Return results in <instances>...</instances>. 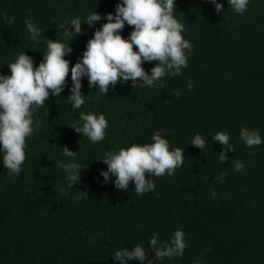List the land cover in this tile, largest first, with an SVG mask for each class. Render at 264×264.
I'll list each match as a JSON object with an SVG mask.
<instances>
[{
    "label": "trees",
    "instance_id": "obj_1",
    "mask_svg": "<svg viewBox=\"0 0 264 264\" xmlns=\"http://www.w3.org/2000/svg\"><path fill=\"white\" fill-rule=\"evenodd\" d=\"M118 2L0 0V74L9 75L8 64L22 52L37 66L44 41L66 43L59 25L79 17L85 31L69 40L72 52L64 57L71 67ZM174 2L182 35L193 45L180 75H166L152 87L118 83L105 95L90 89L84 77L85 104L74 109L67 99L69 72L61 95L50 93L33 113L21 172L10 176L0 154V264H120L115 252L136 245L145 247L147 259L127 264H264V143L249 148L240 139L246 127L264 140V0H249L243 14L228 0H217L221 13L208 0ZM93 11L101 20L89 27L84 22ZM26 19L43 32L39 43L30 38ZM131 31L125 23L120 34L127 38ZM153 66L142 64L149 74ZM82 112L105 116L102 142L94 144L68 126L81 124ZM156 131L184 151L174 175L150 177L155 189L142 195L132 182L120 191L114 176L104 180L100 172L107 165L100 159L106 152L151 143ZM218 131L235 148L225 149L226 163L218 161L224 146L212 140ZM196 134L205 140L202 150L189 144ZM63 146L76 151L74 160ZM237 160L243 171L234 169ZM61 161L87 165L75 187H68ZM222 173L223 181L215 180ZM177 229L185 234L183 255L157 261L149 239L156 235L161 244L170 243Z\"/></svg>",
    "mask_w": 264,
    "mask_h": 264
},
{
    "label": "clouds",
    "instance_id": "obj_2",
    "mask_svg": "<svg viewBox=\"0 0 264 264\" xmlns=\"http://www.w3.org/2000/svg\"><path fill=\"white\" fill-rule=\"evenodd\" d=\"M208 2L215 6L217 13H221V3L217 0ZM228 3L235 13L243 14L249 0H228ZM175 7L174 0H122L116 4L114 15L111 12L105 14L106 22L94 31L86 42L82 56L71 67L64 57L72 52L69 40L85 31L79 17L59 25L63 36L67 38L66 43L50 39L44 41L46 52L37 66H34L32 57L25 52L8 64L10 74H0V154L2 165L10 176L19 174L26 160V140L34 131V111L44 108L50 93L55 97L61 95L69 72L72 83L67 99L74 109H80L85 104V95L81 92V80L84 77L90 89L98 88V93L105 95L110 86L114 87L118 83L131 81L133 89L138 85L152 87L166 75L181 74L182 68L187 67V53L193 45L182 35L184 25L174 16ZM99 20L101 15L93 11L84 23L92 27ZM8 23H13V20L8 18ZM24 23L30 38L39 43L40 37L44 36L41 29L31 19H26ZM125 23L132 28L127 38L120 34ZM68 25L72 26L71 30ZM144 62H154L150 74L142 67ZM160 87L163 88V84ZM187 88L189 91L193 88L190 81ZM174 95L179 97L181 93L175 91ZM79 119L81 124L68 126L94 144L104 140L108 121L103 114L82 112ZM161 131L153 134L151 143L132 144L115 152H106L100 161L107 165V171L102 170L100 175L105 181L110 174L114 176L113 183L120 191H127L129 182L134 183L137 195L154 190L155 183L150 177L174 175L184 162L183 149L171 148ZM240 139L249 148L264 143L257 130L250 131L246 127L240 129ZM212 140L224 146L218 161L226 163L228 157L225 149L235 151L229 143V135L218 131ZM189 144L200 150L205 148V140L200 134H196ZM61 149L65 156L75 159L76 151L66 146ZM58 166L67 173L69 188L75 187L80 181V170L87 168V165L75 162L65 164L62 161ZM244 167L241 161L234 162L236 171H243ZM224 175L222 173L215 180L223 181ZM211 195L215 197V191ZM184 236V232L177 229L170 243L161 244L158 237L153 235L148 244L152 246L157 261L166 257H180L187 247ZM114 259L120 264H127L131 260L144 262L147 251L145 247L136 245L131 250L125 248L116 251ZM147 264H152V261L147 260Z\"/></svg>",
    "mask_w": 264,
    "mask_h": 264
}]
</instances>
